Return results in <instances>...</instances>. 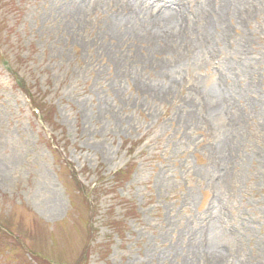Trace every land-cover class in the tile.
I'll return each instance as SVG.
<instances>
[{"label":"rangeland","instance_id":"obj_1","mask_svg":"<svg viewBox=\"0 0 264 264\" xmlns=\"http://www.w3.org/2000/svg\"><path fill=\"white\" fill-rule=\"evenodd\" d=\"M183 1L0 0V264H264V0Z\"/></svg>","mask_w":264,"mask_h":264},{"label":"bare ground","instance_id":"obj_2","mask_svg":"<svg viewBox=\"0 0 264 264\" xmlns=\"http://www.w3.org/2000/svg\"><path fill=\"white\" fill-rule=\"evenodd\" d=\"M163 1L170 2V4L175 5L177 8V12L175 16L166 14L160 8V4L158 2ZM141 2L143 4H141ZM133 6H131L130 14L126 16L123 20L121 19L122 23L127 28V34L130 35H137L139 30V26L142 27L145 31L149 34V38H159V37H168V40L174 41L176 40L182 32H186L190 30V25L188 23L187 18L182 17L185 15L181 11L182 4L184 3L183 0H136ZM231 4V2H230ZM153 8L150 9L151 6ZM219 10V11H218ZM205 16V18H201L200 20V29L198 33V42L202 45H208L209 39H211L212 31H217L216 25L217 23L222 22L224 18V11L222 8L217 10L214 9V12L211 14V17L215 20V24L213 21ZM180 18L181 20H176ZM142 32V31H140ZM143 33V32H142ZM151 36V37H150ZM214 36V35H213ZM151 41V40H150ZM207 43V44H205Z\"/></svg>","mask_w":264,"mask_h":264},{"label":"trees","instance_id":"obj_3","mask_svg":"<svg viewBox=\"0 0 264 264\" xmlns=\"http://www.w3.org/2000/svg\"><path fill=\"white\" fill-rule=\"evenodd\" d=\"M32 102H33V104L36 105V106L39 105V103H37L35 99H33ZM40 111H41V110H40Z\"/></svg>","mask_w":264,"mask_h":264}]
</instances>
